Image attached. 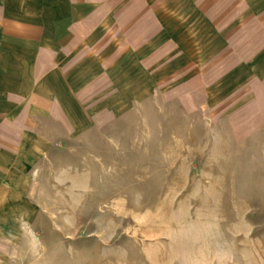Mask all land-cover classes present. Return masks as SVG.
Here are the masks:
<instances>
[{"label":"rangeland","instance_id":"374dc122","mask_svg":"<svg viewBox=\"0 0 264 264\" xmlns=\"http://www.w3.org/2000/svg\"><path fill=\"white\" fill-rule=\"evenodd\" d=\"M164 1L167 34L117 36L82 115L31 118L0 196L19 264H264V61L236 67L192 0Z\"/></svg>","mask_w":264,"mask_h":264},{"label":"crops","instance_id":"0c3cea01","mask_svg":"<svg viewBox=\"0 0 264 264\" xmlns=\"http://www.w3.org/2000/svg\"><path fill=\"white\" fill-rule=\"evenodd\" d=\"M185 1L171 2L179 8ZM157 2L0 0V196L9 195V180L19 178L10 172V157L25 147L24 133H34L32 117L82 115L73 95L82 100L89 93L91 72H97L95 81L105 79V68L122 51V43L115 45L117 36L124 37V48L133 49L139 41V48L147 50L142 47L167 34L169 17L158 7L165 1ZM258 2L253 7L236 0L241 18L232 19L233 0H192V9L207 21L206 48L219 42L222 53H245L236 67L248 66L252 52L262 57L256 61H264V0ZM8 245L0 235V264H19Z\"/></svg>","mask_w":264,"mask_h":264}]
</instances>
